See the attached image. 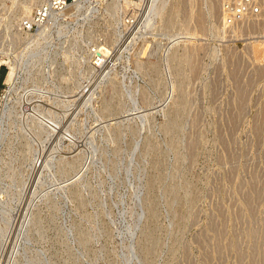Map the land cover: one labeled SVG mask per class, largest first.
Segmentation results:
<instances>
[{"label":"rangeland","instance_id":"rangeland-1","mask_svg":"<svg viewBox=\"0 0 264 264\" xmlns=\"http://www.w3.org/2000/svg\"><path fill=\"white\" fill-rule=\"evenodd\" d=\"M21 1L0 0V100L36 88L27 96L61 113L68 133L48 142L50 171L29 172L19 109L0 117V241L14 225L6 264H264V70L246 46L264 33L227 29L221 9L211 13L221 0H155L151 26L124 51L117 41L133 13L124 0H91L35 45L15 37ZM187 42L196 55L169 63L170 43ZM95 45L110 50L96 75ZM8 57L19 67L15 94ZM75 93L79 101L62 104ZM39 172L37 194L21 191Z\"/></svg>","mask_w":264,"mask_h":264},{"label":"bare ground","instance_id":"bare-ground-1","mask_svg":"<svg viewBox=\"0 0 264 264\" xmlns=\"http://www.w3.org/2000/svg\"><path fill=\"white\" fill-rule=\"evenodd\" d=\"M17 1V0H16ZM144 0H124V9L125 11L127 10V13L128 11L131 13H133L130 18L128 17V21H125V25L128 30V32L126 34H120L122 38H120V41L116 38V40H118L117 42H119V44L121 45L120 46V49L124 48V51L130 49L131 47V44L136 40V38L138 37L139 33L142 32L141 30L147 26L149 23V20L152 18H149V16H151L149 13L153 12L154 10L152 8H154L155 6V0H149L148 3H147V6H146V10L144 11L143 15H147L143 18V20L138 24V21L137 23H135V16L137 15V12L139 11V8L142 6V2ZM158 1V0H156ZM89 2H91V0H76V2L72 5H67V2H65L64 0H23L21 2H18L20 5H23L22 7H20V11L25 14V18L22 19V23H21V29H20V32L16 35L15 34V37L17 36L18 39H23V38H28L29 37V40L31 43H36V44H39V42L42 40V39H46V38H49V36L51 35V30L53 29V27H55L57 24L61 23L60 21L62 20V17L64 16H67L69 15V13L73 14L75 17L81 15L79 14L80 12L82 13L83 10L85 9H89V8H85V5L86 4H89ZM145 2V1H144ZM160 2V1H158ZM157 2V4H159ZM163 2V1H162ZM144 4V3H143ZM16 5H17V2H16ZM162 3H160L159 6H161ZM154 6V7H153ZM164 6V3L163 5ZM212 6V5H211ZM220 6V7H219ZM158 7V6H157ZM19 8V7H18ZM156 8V7H155ZM162 9V7H160ZM211 8V7H210ZM143 9V8H142ZM221 9V4H214L212 6V12L211 13H217L219 12V10ZM153 10V11H152ZM160 10V9H159ZM159 10L156 9V12L159 13ZM151 11V12H150ZM221 12V11H220ZM126 13V14H127ZM162 13V12H160ZM191 13V12H190ZM154 14H155V11H154ZM163 14V13H162ZM129 15V14H128ZM157 15V14H156ZM191 15V14H190ZM171 18V17H170ZM169 18V19H170ZM172 19V18H171ZM174 19V17H173ZM125 20V19H124ZM199 20V19H198ZM201 20V19H200ZM173 21V20H172ZM169 22V21H168ZM197 22V21H196ZM224 22V21H223ZM172 24V22H170ZM201 23V22H200ZM262 23L264 24V20L262 22H249L248 24H246L244 27H252L254 28L255 30H258V33H264V25L262 26ZM170 24V25H171ZM174 24V23H173ZM34 25H37L38 26V30L37 32L34 33V35L30 36V34L28 33V31H30ZM62 25V24H61ZM225 25V23H224ZM149 27L151 25H148ZM172 26V25H171ZM186 26V25H184ZM190 25H188L189 27ZM193 26V25H192ZM262 26V27H261ZM67 28V26H64ZM124 27V26H123ZM187 27V26H186ZM187 27V28H188ZM198 27V26H197ZM200 27V26H199ZM205 27V26H204ZM65 28V29H66ZM146 28V27H145ZM186 29H182V30H187ZM196 29V27H193ZM202 28V27H201ZM200 28V29H201ZM242 27H237V29H240ZM37 29V28H36ZM192 29V28H191ZM205 29V28H204ZM124 30V29H123ZM181 30V31H182ZM121 31V30H120ZM183 31V32H184ZM189 31V29H188ZM193 31H198V30H192ZM203 31V30H201ZM125 32V31H124ZM191 32V31H189ZM191 32V33H192ZM63 33L62 30L59 31V34ZM116 33V32H115ZM114 33V34H115ZM122 33V32H121ZM187 34V32H185ZM51 37V36H50ZM16 38V39H17ZM140 38L142 39V36H140ZM264 38V37H262ZM261 38V39H262ZM139 39V38H138ZM40 40V41H39ZM115 40V41H116ZM253 40V39H252ZM39 41V42H38ZM113 41V40H112ZM111 41V42H112ZM155 41V40H154ZM254 41V40H253ZM251 42V43H246V46L251 49L255 55L259 56L258 59L259 62H256L257 63V68H256V72L261 74L262 71L264 70V40H256L254 42ZM38 42V43H37ZM110 42V40H109ZM136 42V41H135ZM122 43V44H121ZM155 43V42H154ZM35 44V45H36ZM192 42H187V43H183L184 47H178L179 44L178 43H170V48H168V54H167V60H169V63L174 59L176 58H179V59H183L185 61L186 58L188 57H192L194 52H192L191 49H189V46L191 47L192 46ZM196 44V43H195ZM193 44V45H195ZM198 44V43H197ZM196 44V45H197ZM113 45V44H111ZM117 45V43L115 44ZM181 44V46H183ZM189 45V46H188ZM195 45V46H196ZM245 46V47H246ZM116 47V46H115ZM115 47H112V48H115ZM193 47V46H192ZM199 47V46H198ZM33 48V47H32ZM109 47H101L100 45H95L93 50L89 51V54H90V57L89 58H92V61L90 62V65L88 66V68H90V72H93L95 71V75L98 71L102 70L103 72H107L108 70H106V67L109 65L107 64V58H109V54H110V50L108 49ZM111 49V48H110ZM119 49V48H118ZM119 49V50H120ZM194 49V48H193ZM196 49V48H195ZM113 50V49H112ZM148 50V49H147ZM197 50V49H196ZM196 50H193V51H196ZM144 51V50H143ZM146 51V50H145ZM116 52V50H115ZM197 52V51H196ZM147 53V52H146ZM112 54V53H111ZM114 54V53H113ZM113 54L111 56H113ZM195 54V53H194ZM119 55V53H118ZM196 55V54H195ZM110 56V57H111ZM120 56V55H119ZM124 56V55H123ZM65 58H69L68 55H64ZM118 57V56H117ZM122 57V56H121ZM9 58V57H8ZM115 58H116V55H115ZM114 58V59H115ZM120 58V57H119ZM118 58V59H119ZM112 59V58H111ZM113 59V61H114ZM191 59V58H190ZM187 60V59H186ZM1 61V60H0ZM180 61V60H178ZM188 61V60H187ZM6 62V61H5ZM115 62V61H114ZM4 62L2 61L0 63V65H2ZM172 63V62H171ZM8 66H9V73L7 75V78H6V81L12 85L11 87V92L13 94L17 93L18 91V87H17V80H18V62L17 61H13L11 58L8 59V62H7ZM87 72V70H85ZM89 74V73H88ZM99 74V73H98ZM91 75V74H90ZM94 75V76H95ZM93 76V77H94ZM92 77V76H91ZM95 80V79H94ZM95 85V84H94ZM85 86V85H84ZM79 90H84V87H80L79 86ZM36 88H33V89H30V90H26L24 93L22 92L17 98H14L15 95H13V97H8V96H5L4 99H1L2 102H3V107H8V109L6 108H3V110L0 112V117H8L9 119V116H12V111L14 110L15 111V108L17 107V110L20 111L19 114H17V116L19 115L20 118V122L18 120L19 123H20V127L18 129L21 128V132L23 133L24 137L26 139H28V142L31 143V145L33 146L30 147V149H33V154L32 153V150H31V158L29 160V164H28V167L26 166V169L29 168L30 170H28L29 172L31 171H39V170H42V168H45L47 169L48 168V171H50V168L48 167L49 166V161L51 160H47V158L45 157V155L47 154V149L49 150V147H48V142L51 140L52 136L54 135H57V137L61 136V133L64 135H67L68 133V129L65 128V132L63 133V115L60 113V114H56V113H53V110L49 109L48 107V111H42L43 109H41V103L40 102H34L35 101V97L36 96L33 92L32 94L30 93L31 97L32 95L33 98H31L30 96H27V92H31L32 90H34ZM78 89V88H77ZM88 89V88H87ZM21 90V89H20ZM51 90V89H50ZM78 90V91H79ZM39 91V90H37ZM94 91V90H93ZM40 92V91H39ZM73 92V91H72ZM77 92V91H75ZM37 93V92H36ZM69 93V92H68ZM81 93V91H80ZM94 93V92H93ZM38 94V93H37ZM77 94V96H68L66 98H69L66 99V100H61V102H63L62 104H64L65 106H69V105H73L75 104V102L79 101L80 99L78 98L79 97V93H75ZM71 95V94H70ZM88 95V94H87ZM41 96V95H40ZM40 96H37L36 99L38 100L40 98ZM91 96V95H89ZM39 97V98H38ZM43 97V96H42ZM50 97V96H48ZM82 98V97H81ZM0 100V102H1ZM44 99H41L40 98V101L41 102H44L43 101ZM48 100V98H47ZM50 100V99H49ZM55 99L52 98L51 102L54 101ZM89 100V99H88ZM92 100V99H91ZM88 102V101H87ZM59 103V102H58ZM52 104V103H50ZM54 104V103H53ZM77 104V103H76ZM59 106V105H58ZM57 106V107H58ZM65 106H64V109H65ZM43 107V106H42ZM63 107V106H62ZM13 110H12V109ZM56 108V107H54ZM67 109V107H66ZM68 110V109H67ZM55 111V110H54ZM60 111V110H59ZM70 111V110H69ZM17 112V111H15ZM58 112V110H57ZM64 112V110L62 111ZM18 113V112H17ZM16 115V113H13ZM75 114V113H74ZM13 115V116H15ZM73 115V114H72ZM63 116V117H62ZM67 116V115H66ZM16 117V116H15ZM11 118V117H10ZM15 119V118H14ZM13 119V120H14ZM3 120V119H1ZM15 121V120H14ZM72 121V120H71ZM67 122V121H66ZM0 124H1V121H0ZM66 125H69V124H66ZM17 125L15 124V127ZM67 127V126H65ZM69 128V127H68ZM7 129V128H6ZM1 131H2V128H1V125H0V134H1ZM6 131V130H5ZM3 133V132H2ZM8 133V132H7ZM4 136V134H2ZM22 135V136H23ZM25 139V141H26ZM61 139V138H59ZM20 140V139H19ZM54 140V139H53ZM62 140V139H61ZM2 141V138H0V143ZM59 142V141H58ZM26 143V142H25ZM29 143V144H30ZM28 145V143H26ZM56 145V144H55ZM13 146V145H12ZM29 147V146H28ZM48 147V148H47ZM56 147V146H55ZM53 149V148H52ZM62 149V148H60ZM51 150V148H50ZM55 150V149H54ZM27 152V151H26ZM51 153V152H50ZM49 153V154H50ZM67 156V155H66ZM70 156V155H69ZM23 157V155L21 156ZM46 158V160H45ZM75 158V157H74ZM49 159V157H48ZM60 159V158H59ZM61 160V159H60ZM3 161V160H2ZM54 161V160H53ZM61 162V161H60ZM72 162V161H71ZM11 163V162H10ZM64 163V162H63ZM62 164V163H61ZM71 164V163H70ZM25 165V164H24ZM52 165V164H51ZM72 165V164H71ZM69 166V165H68ZM54 167V166H53ZM8 168V167H7ZM17 169V168H16ZM25 169V171H26ZM7 170V169H6ZM24 171V173H25ZM41 172V171H40ZM39 172V173H40ZM42 173V172H41ZM39 174L40 178L39 177H36L35 179H37V181L35 180L36 184H33L31 182V185L29 186L23 184V187H22V190H25L28 194L29 192L32 193V195H35V193L37 194L38 192V189H40V184L43 185V180L41 178V175L42 174ZM29 174V173H28ZM44 174V173H43ZM6 176V175H4ZM14 176V174H13ZM20 176H23V173L22 175L20 174ZM29 176V175H28ZM26 176V178L28 177ZM37 176V175H36ZM24 177V176H23ZM33 177V176H32ZM43 177V176H42ZM23 179V178H21ZM26 180V179H25ZM28 180V179H27ZM26 180V181H27ZM10 181V180H9ZM19 181V180H18ZM46 181V180H45ZM22 184V182H19ZM24 183V181H23ZM28 183V182H27ZM20 185V184H19ZM3 186V185H2ZM8 187L10 185H7ZM12 187V186H11ZM14 187V186H13ZM19 187V186H17ZM42 187V186H41ZM60 187V186H59ZM10 189V188H9ZM29 189V191H28ZM43 189V187L41 188ZM46 189V188H45ZM20 190V189H19ZM41 192V191H39ZM1 193V199L4 198L5 196L3 195L4 192H0ZM3 193V194H2ZM30 193V194H31ZM18 194V193H17ZM27 194V195H28ZM42 193H40L41 195ZM39 195V196H40ZM19 196V195H18ZM31 196V195H30ZM38 196V197H39ZM42 196V195H41ZM40 196V198H41ZM24 198V197H23ZM27 198V197H26ZM30 198V197H29ZM37 198V197H35ZM16 199V198H15ZM21 199V198H20ZM33 198H31L30 202L33 201L32 200ZM6 201V200H5ZM23 201H26L21 199L20 202L22 203ZM34 203V202H33ZM25 204V203H24ZM32 204V203H31ZM30 204V205H31ZM11 205V204H10ZM14 205V204H13ZM26 205V204H25ZM20 206V205H19ZM18 206V207H19ZM16 208V214H14L15 218H17V216H20V214L22 213V210H20L19 208ZM23 208V206H22ZM29 208V207H28ZM32 208V207H31ZM30 208V212H32L33 208L31 209ZM27 209V208H26ZM34 209H35V206H34ZM21 211V212H20ZM29 211V210H28ZM20 212V213H19ZM12 213V212H11ZM24 217L22 218L23 219V222L22 224H20L18 227H20V229L22 231H24V229L28 226V223L26 225V222H28V220L30 219V216H29V213L28 212H24ZM23 214V213H22ZM34 215V213H32ZM29 216V218H27ZM32 216V215H31ZM9 217V216H8ZM34 217V216H33ZM32 217V219H33ZM19 218V217H18ZM17 218V219H18ZM9 219V218H8ZM7 219V220H8ZM6 220V222H7ZM15 220V219H14ZM20 220V219H19ZM18 221V220H17ZM25 221V222H24ZM18 223V222H17ZM21 223V221H20ZM25 223V224H24ZM7 225V224H6ZM12 225V223H11ZM14 226V225H13ZM12 226V227H13ZM5 227V226H4ZM12 227H9V234H7L3 240L0 241V259H2L3 261V264L4 263V258H5V255L7 253L6 251V247H7V243L9 242V235H11V231L14 230ZM18 227H17V230H18ZM28 229V228H27ZM2 230V229H1ZM11 230V231H10ZM20 230V231H21ZM15 233V232H14ZM18 233V232H17ZM25 233V232H23ZM16 235V234H15ZM12 238V237H11ZM15 238V237H14ZM13 238V239H14ZM11 240V239H10ZM13 242V241H12ZM15 243V242H14ZM14 247V246H13ZM9 248V247H8ZM13 254V253H12ZM7 256V255H6ZM9 257V256H8ZM14 258V257H13ZM15 259V258H14Z\"/></svg>","mask_w":264,"mask_h":264},{"label":"built area","instance_id":"built-area-1","mask_svg":"<svg viewBox=\"0 0 264 264\" xmlns=\"http://www.w3.org/2000/svg\"><path fill=\"white\" fill-rule=\"evenodd\" d=\"M220 2L222 20L229 30L244 27L251 21L259 23L264 20V0H221ZM4 262L6 264L8 261L4 259ZM0 264H3L2 259Z\"/></svg>","mask_w":264,"mask_h":264}]
</instances>
